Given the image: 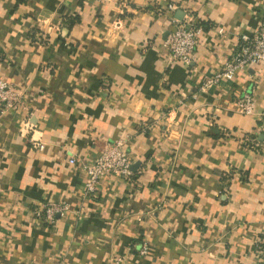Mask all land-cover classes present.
Returning a JSON list of instances; mask_svg holds the SVG:
<instances>
[{
  "label": "crops",
  "instance_id": "1",
  "mask_svg": "<svg viewBox=\"0 0 264 264\" xmlns=\"http://www.w3.org/2000/svg\"><path fill=\"white\" fill-rule=\"evenodd\" d=\"M262 14L264 0H0V81L25 100L0 110V264H251L264 247V153L246 140L264 143V66L199 87ZM187 17L203 28L195 59L169 64L165 40ZM25 120L43 151L20 134ZM114 141L132 175L83 197V163ZM60 200L66 216L33 220L36 204Z\"/></svg>",
  "mask_w": 264,
  "mask_h": 264
},
{
  "label": "built area",
  "instance_id": "2",
  "mask_svg": "<svg viewBox=\"0 0 264 264\" xmlns=\"http://www.w3.org/2000/svg\"><path fill=\"white\" fill-rule=\"evenodd\" d=\"M169 10L173 6L168 7ZM116 28L120 27V22H115ZM202 25L191 17L183 20H173V29L168 33L164 46L167 50V61L169 64L180 62L189 66L194 61V51L199 36L202 34ZM220 34L223 30L218 29ZM264 66V14L260 18L258 27L251 34H240L235 51L225 60L220 71L206 77L199 87V90H208L216 86L221 81L233 80L235 73L239 69H253ZM104 85L109 87L108 81ZM239 112L244 115H252L255 111V99L253 90L244 91L237 100ZM25 109V100L22 92L16 90L9 83L0 81V110L19 111ZM261 124L259 131L264 136V111L259 115ZM148 125L142 126V132L148 130ZM33 126L25 120L19 126L21 135H30L27 141L30 147L36 151L44 150V143L33 138ZM249 147L253 150H261L264 153V143L254 138H247ZM70 164L77 161L74 157L68 158ZM85 172L82 196L95 199L98 194L99 182L102 178H124L132 175L131 162L129 161L123 141H114L107 145L99 157L93 161L83 163ZM70 211L69 204L64 201H44L31 208L34 221L41 225H52L58 217L66 216ZM149 244L141 240L139 244L133 245V250L139 257L147 256ZM115 264H122L123 257L116 255L113 258ZM251 264H264V247L256 244L255 258Z\"/></svg>",
  "mask_w": 264,
  "mask_h": 264
},
{
  "label": "trees",
  "instance_id": "3",
  "mask_svg": "<svg viewBox=\"0 0 264 264\" xmlns=\"http://www.w3.org/2000/svg\"><path fill=\"white\" fill-rule=\"evenodd\" d=\"M136 244H133V245H137V244H139L140 243V241H138V242H135Z\"/></svg>",
  "mask_w": 264,
  "mask_h": 264
}]
</instances>
